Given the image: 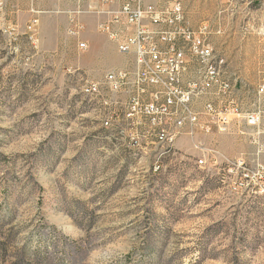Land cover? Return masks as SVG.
I'll return each instance as SVG.
<instances>
[{
  "label": "rangeland",
  "instance_id": "374dc122",
  "mask_svg": "<svg viewBox=\"0 0 264 264\" xmlns=\"http://www.w3.org/2000/svg\"><path fill=\"white\" fill-rule=\"evenodd\" d=\"M178 1L190 26L208 25L244 109L254 108L264 0ZM73 5L0 0V264H264V195L199 167L194 147L198 139L250 162L249 137L201 131L176 140L172 155L150 135L137 154L125 134L105 137L86 81L133 58L96 31L91 15L88 47L78 49L62 12Z\"/></svg>",
  "mask_w": 264,
  "mask_h": 264
},
{
  "label": "built area",
  "instance_id": "2783aa9c",
  "mask_svg": "<svg viewBox=\"0 0 264 264\" xmlns=\"http://www.w3.org/2000/svg\"><path fill=\"white\" fill-rule=\"evenodd\" d=\"M66 32L85 50V16H94L96 31L106 35L121 54L131 55L133 65L107 72L99 81L87 80L88 94L101 93L106 121L128 125L129 146H138L150 135L163 146L162 154H176L175 142L198 133L230 134L235 128L255 146L254 157L232 159L214 146L196 140V162L210 163L230 180L234 189L262 195L264 185V80L256 88V105L244 109L240 88L228 76L227 59L207 39L208 25L192 28L180 1L154 3L147 0H73ZM193 63L200 65L190 76ZM208 97L202 110L196 107ZM203 116L206 121H202ZM145 128V133L140 132ZM139 147V146H138ZM159 168L155 166V169Z\"/></svg>",
  "mask_w": 264,
  "mask_h": 264
},
{
  "label": "bare ground",
  "instance_id": "6f19581e",
  "mask_svg": "<svg viewBox=\"0 0 264 264\" xmlns=\"http://www.w3.org/2000/svg\"><path fill=\"white\" fill-rule=\"evenodd\" d=\"M89 100H90V102H94L95 100L100 102V115H102V112L104 110V103L102 102V94L101 93L90 94ZM103 128L106 130H109V131H117V132L122 133V134L125 132V128H124L123 123H118V122H113V121H106V125H103ZM131 148L133 150L136 149V152H138V150H137V149H139L138 146H131ZM197 165L201 168H204V169L205 168H209V169L212 168L210 163H203V165H199V163H197ZM156 166L160 167V164H158ZM221 180H222V182H227L228 184L231 185L230 180H224V175H222ZM260 192H262V195H264V185H260Z\"/></svg>",
  "mask_w": 264,
  "mask_h": 264
},
{
  "label": "crops",
  "instance_id": "0c3cea01",
  "mask_svg": "<svg viewBox=\"0 0 264 264\" xmlns=\"http://www.w3.org/2000/svg\"><path fill=\"white\" fill-rule=\"evenodd\" d=\"M167 3H169V1L167 2ZM192 27V26H191ZM192 28H194V27H192ZM199 68H200V65L198 64V63H193L192 65H191V67H190V72H189V75L190 76H196L197 75V73L199 72ZM207 99H208V97H206ZM197 107V106H196ZM102 128H103V126H102ZM106 130V129H105ZM118 135H123L122 133H119V132H117V131H109V130H107V134H106V136L105 137H108V138H116V136H118ZM183 138V137H182ZM181 138V139H182ZM132 149V148H131ZM136 149H134V150H132V153L133 154H137L138 152H136Z\"/></svg>",
  "mask_w": 264,
  "mask_h": 264
}]
</instances>
